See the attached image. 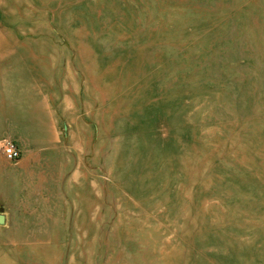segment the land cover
I'll return each instance as SVG.
<instances>
[{
	"label": "rangeland",
	"instance_id": "obj_1",
	"mask_svg": "<svg viewBox=\"0 0 264 264\" xmlns=\"http://www.w3.org/2000/svg\"><path fill=\"white\" fill-rule=\"evenodd\" d=\"M0 63V264H264V0H0Z\"/></svg>",
	"mask_w": 264,
	"mask_h": 264
},
{
	"label": "crops",
	"instance_id": "obj_2",
	"mask_svg": "<svg viewBox=\"0 0 264 264\" xmlns=\"http://www.w3.org/2000/svg\"><path fill=\"white\" fill-rule=\"evenodd\" d=\"M0 67V78H3L4 80L12 76H23V69L13 68L11 66V63H0ZM11 90V85L7 83L0 85V109L2 110V112L0 113V143H2L3 141H14L18 144V146L22 150V157L16 162L17 164H20L25 158H27L29 150H27V146H25V144H21L23 143L21 142V135L23 134L24 128V114L20 113L19 115H17V117H19V120L16 121L15 118H13L14 116L10 112H8L11 108ZM17 126L19 127V129H17ZM26 160L29 161V159ZM13 186V181L11 179L9 180V183H7L6 181H2V183L0 182V197L9 196V193L13 190Z\"/></svg>",
	"mask_w": 264,
	"mask_h": 264
},
{
	"label": "built area",
	"instance_id": "obj_3",
	"mask_svg": "<svg viewBox=\"0 0 264 264\" xmlns=\"http://www.w3.org/2000/svg\"><path fill=\"white\" fill-rule=\"evenodd\" d=\"M5 155L8 160L16 162L22 157V150L14 141H7L5 143Z\"/></svg>",
	"mask_w": 264,
	"mask_h": 264
},
{
	"label": "water",
	"instance_id": "obj_4",
	"mask_svg": "<svg viewBox=\"0 0 264 264\" xmlns=\"http://www.w3.org/2000/svg\"><path fill=\"white\" fill-rule=\"evenodd\" d=\"M6 223V217L3 214H0V225H4Z\"/></svg>",
	"mask_w": 264,
	"mask_h": 264
}]
</instances>
